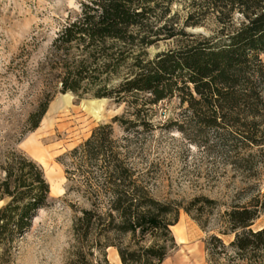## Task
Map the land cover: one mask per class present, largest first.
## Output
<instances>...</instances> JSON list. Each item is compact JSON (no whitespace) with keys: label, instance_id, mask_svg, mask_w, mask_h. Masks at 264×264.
Wrapping results in <instances>:
<instances>
[{"label":"trees","instance_id":"1","mask_svg":"<svg viewBox=\"0 0 264 264\" xmlns=\"http://www.w3.org/2000/svg\"><path fill=\"white\" fill-rule=\"evenodd\" d=\"M202 27L207 33L192 31ZM166 42L152 56L147 48ZM264 0H80L56 31L39 77L60 93L122 104L110 123L94 126L64 164L71 219L66 264H160L175 246L170 228L181 209L200 228L216 201L186 204L154 195L146 172L129 158V134L152 130L154 107L175 99L169 124L196 148L216 152L243 186L222 212L219 233L205 240L213 254L230 248L241 264H264ZM50 98H38L22 122L0 136V264H10L36 212L49 201L41 166L16 145L35 129ZM123 140L124 142H121Z\"/></svg>","mask_w":264,"mask_h":264},{"label":"rangeland","instance_id":"2","mask_svg":"<svg viewBox=\"0 0 264 264\" xmlns=\"http://www.w3.org/2000/svg\"><path fill=\"white\" fill-rule=\"evenodd\" d=\"M80 0H0V136L10 122H22L38 98L50 100L38 126L27 132L16 147L42 168L49 184L48 204L32 218L27 232L17 243L10 264H66L71 242L70 225L77 195H64L66 179L64 164L69 162L68 151L82 142L90 130L101 123H110L112 135L122 138L124 132L112 117L122 112V104L107 98L76 97L60 93L50 84L45 88L40 80V63L52 38L68 13L78 7ZM192 31L207 33L202 27ZM168 46L159 42L147 48L149 56ZM260 58L264 61V52ZM178 112L175 99L160 102L154 107L152 130L129 134L130 161L146 172L155 196L186 204L196 195L216 201L207 217L206 228L181 209L170 228L175 246L160 264H241L230 248L213 254L205 240L211 234L219 236L224 245L232 234H221L223 208L235 198L242 187L232 166L216 152H203L188 142L185 136L169 124ZM121 142H124L121 140ZM260 187L264 188V178ZM264 225V213L251 225ZM110 264H120L114 250L107 249Z\"/></svg>","mask_w":264,"mask_h":264}]
</instances>
